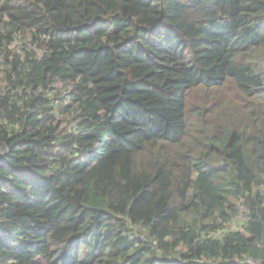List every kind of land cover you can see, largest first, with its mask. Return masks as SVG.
<instances>
[{"label":"trees","instance_id":"16d2710c","mask_svg":"<svg viewBox=\"0 0 264 264\" xmlns=\"http://www.w3.org/2000/svg\"><path fill=\"white\" fill-rule=\"evenodd\" d=\"M264 264V0H0V264Z\"/></svg>","mask_w":264,"mask_h":264},{"label":"rangeland","instance_id":"374dc122","mask_svg":"<svg viewBox=\"0 0 264 264\" xmlns=\"http://www.w3.org/2000/svg\"><path fill=\"white\" fill-rule=\"evenodd\" d=\"M239 264V263H238Z\"/></svg>","mask_w":264,"mask_h":264}]
</instances>
